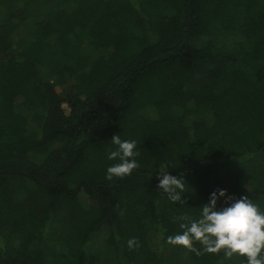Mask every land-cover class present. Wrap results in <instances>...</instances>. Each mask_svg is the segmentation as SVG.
Masks as SVG:
<instances>
[{"label": "trees", "instance_id": "obj_1", "mask_svg": "<svg viewBox=\"0 0 264 264\" xmlns=\"http://www.w3.org/2000/svg\"><path fill=\"white\" fill-rule=\"evenodd\" d=\"M218 190L264 211V0H0V264H246L167 243Z\"/></svg>", "mask_w": 264, "mask_h": 264}, {"label": "clouds", "instance_id": "obj_2", "mask_svg": "<svg viewBox=\"0 0 264 264\" xmlns=\"http://www.w3.org/2000/svg\"><path fill=\"white\" fill-rule=\"evenodd\" d=\"M111 142L115 149H109L108 160L118 161L107 168L106 179H123L130 176L133 170L140 167L136 157L135 140H122L119 134H114ZM167 172V166L157 172L159 181L157 188L162 190L173 203H186L182 193L186 190L185 181ZM210 195L209 202L201 207L199 219L188 215H180L175 219L181 233L167 237V243L182 246L196 256L205 253L219 254L223 252L226 259L234 255L245 258L246 264H264V211L247 196L236 198L228 196L226 190H218ZM226 197L225 204L229 206L217 208L218 200ZM130 250L140 247L136 238L128 240ZM199 244L200 247H196Z\"/></svg>", "mask_w": 264, "mask_h": 264}, {"label": "rangeland", "instance_id": "obj_3", "mask_svg": "<svg viewBox=\"0 0 264 264\" xmlns=\"http://www.w3.org/2000/svg\"><path fill=\"white\" fill-rule=\"evenodd\" d=\"M59 91H60V90H58V92H59ZM66 110H67V112L69 113L70 110H69V109H66Z\"/></svg>", "mask_w": 264, "mask_h": 264}]
</instances>
